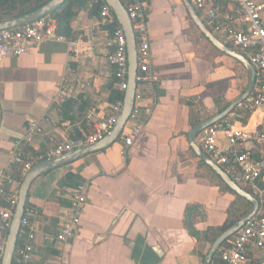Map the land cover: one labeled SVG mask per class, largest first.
Instances as JSON below:
<instances>
[{"label": "crops", "instance_id": "0c3cea01", "mask_svg": "<svg viewBox=\"0 0 264 264\" xmlns=\"http://www.w3.org/2000/svg\"><path fill=\"white\" fill-rule=\"evenodd\" d=\"M120 1L124 6L129 2ZM139 1L147 16L150 68L157 78L151 86L137 87L145 98L132 121L143 129L129 148L119 139L105 150L32 182L27 202L37 212L34 223L40 233L55 235L70 214L69 201L60 196L61 189L69 187L59 186L65 175L81 177L87 186V200L69 242L46 244L38 236L28 264H205L213 242L224 231L218 235L215 229L231 218L228 210L238 196L201 177V160L187 138L192 128L239 99L247 88L248 72L202 37L183 0ZM254 1L264 5V0ZM215 7L219 29L207 28L248 59V54L235 49L227 38L238 27L237 10L219 1ZM98 12L89 3L71 21L67 38L78 43L81 55L70 52L65 44L52 42L0 62V170L29 121L41 125V133L23 148L24 158L34 159L66 141L91 109L103 111L110 103L111 88H116L106 57L113 48L109 29L99 25ZM199 13L206 25L205 14ZM261 18L264 25V6ZM88 51L90 58L82 53ZM62 84L76 87L78 94L57 105L54 94ZM241 103L214 125L232 123L246 131L255 130L261 112L247 114ZM242 112L246 114L243 123L238 118ZM200 133L195 138L197 146ZM216 139L225 145L223 134ZM240 149L254 151L251 144ZM12 175L20 173L16 169ZM240 187L256 198L251 188ZM248 256L264 260V249L250 247ZM209 264H222L217 253Z\"/></svg>", "mask_w": 264, "mask_h": 264}, {"label": "built area", "instance_id": "2783aa9c", "mask_svg": "<svg viewBox=\"0 0 264 264\" xmlns=\"http://www.w3.org/2000/svg\"><path fill=\"white\" fill-rule=\"evenodd\" d=\"M217 1L232 5L237 10L238 27L230 31L227 38L235 49L248 54V60L257 76V84L241 103V109L247 114L256 111L262 114L261 123L253 131H246L238 125L226 123L212 125L203 130L197 139L198 147L214 164L238 186L251 188L256 198L260 200L256 215L247 221L227 244L220 246L217 255L222 264H264V260H252L248 256L250 247L264 249V25L261 18L264 5L254 0H191L194 9L205 14L207 27L215 31L219 29L218 12L215 7ZM90 5L99 9L100 27L104 29L112 27L109 33L113 50L107 55L106 62L113 69L115 88L120 97L113 103H108L103 111L91 109L84 120L85 130L80 132L78 138L67 139L44 155H36L34 159H25L23 148L31 144L35 136L41 133V125L38 121H29L26 124L23 136L14 141L8 151L7 162L0 170V264H2L20 185V182L13 178L12 172L17 169L24 177L40 160L96 144L109 133L121 111L128 77L126 38L104 0H90ZM125 9L136 40L137 85L151 86L157 78L150 68L152 53L144 6L139 0H129ZM52 42L65 44L70 52L81 55L78 43L58 33L56 21L48 15L18 28L0 30V62L21 57L41 44ZM82 53L86 57H92L90 51ZM77 94L76 87L62 84L57 87L53 101L58 105L75 99ZM144 98L141 92L136 91L132 113L120 136L124 148L131 147L143 129V125H137L132 120L137 117ZM218 134L224 135L225 145L217 143ZM245 144H251L255 152L241 150L240 147ZM86 189V184L82 183L61 189V198L69 201L71 205L70 214L67 219L61 221L58 232L53 236L40 233L35 228L34 219L37 212L32 207H25L13 264H27L32 261L38 236L46 244L69 242L74 235L75 226L79 224L81 210L87 200Z\"/></svg>", "mask_w": 264, "mask_h": 264}, {"label": "water", "instance_id": "95a60500", "mask_svg": "<svg viewBox=\"0 0 264 264\" xmlns=\"http://www.w3.org/2000/svg\"><path fill=\"white\" fill-rule=\"evenodd\" d=\"M66 0H49L40 8L27 13L18 18H14L8 21L0 22V30H9L21 27L23 25L30 24L39 18L50 15L56 9H58ZM104 2L110 7L113 12L115 19L119 27L123 30L126 38V47H127V62H128V77H127V88L123 95L121 111L117 117V120L109 131V133L99 142L94 145L87 146L70 153H66L60 156H55L51 158H46L36 162L31 169L25 174L22 178L19 189L18 197L15 204L11 224L7 234L5 251L2 258V264H13V259L15 256L17 248V237L20 231V222L26 207V202L28 198V190L32 182L40 177L41 175L54 170L56 168L62 167L64 165L73 163L74 161L85 157L88 154L100 152L105 150L113 143L117 142L120 139L121 132L127 123L134 106V99L137 91V54H136V40L132 31L131 22L128 18L125 6L120 0H104ZM183 3L186 7L188 15L192 20L193 24L197 27L199 32L208 40V42L221 53L235 59L238 61L248 72L249 79L248 85L245 92L237 99L233 104L226 108L223 112L217 114L211 119L200 123L196 127L192 128L188 134V142L190 148L193 150L194 154L198 159H200L207 167H209L219 179L238 197H241L247 200L251 206V211L241 218L239 221L234 223L232 226L224 230L213 242L208 255L206 257L205 264H209L212 256L217 253L220 246L231 238L237 231H239L243 225L252 219L259 208V203L256 198L242 189L240 186L235 184L231 178L226 175L223 170L214 164L204 153L203 151L195 144V138L203 130L211 127L220 120H222L226 115L232 112V110L243 102L252 92L255 82H256V73L254 67L251 65L250 61L238 51L232 49L220 42L211 31L207 28L204 22L199 18L195 9L191 5L189 0H183Z\"/></svg>", "mask_w": 264, "mask_h": 264}, {"label": "trees", "instance_id": "16d2710c", "mask_svg": "<svg viewBox=\"0 0 264 264\" xmlns=\"http://www.w3.org/2000/svg\"><path fill=\"white\" fill-rule=\"evenodd\" d=\"M48 1L49 0H0V22L18 18L27 13L35 11L36 9L43 6ZM89 3L90 0H66L58 9L52 12L49 16L56 21L58 33L69 38L71 32V27H70L71 21L74 19V17L77 15V13L80 10L86 9L89 6ZM93 8L97 9L98 7L93 5ZM95 11L93 12L96 14ZM197 13L198 15L200 14L199 11ZM109 29L112 30V27H109ZM202 37L205 38L203 35ZM113 84H115V80ZM119 97L120 95L117 92V90L113 89L112 87L109 102L113 103ZM67 103L70 104V102ZM238 116H239L238 117L239 121L243 123L242 120H244L243 117L246 116V114L242 112ZM79 128L85 130L84 121L83 122L81 121L79 126H77L72 131V134L68 139L78 138L80 136V131H81ZM198 169L200 170L201 177L203 179L210 182L216 181L217 182L216 184L219 185L221 189L229 190L227 186H225L223 182L219 179V177L215 173H213L212 170L209 167H207L203 162L200 161L198 163ZM13 178H15L17 182H21L23 177L21 175H18V176H14ZM81 182H82L81 177H79L77 174L69 173L62 178V180L59 182V186L74 187L79 185ZM58 201L60 204H63V201L60 200ZM241 203H244L243 205H245L246 208H244L243 205H241ZM27 206H29L28 202H26V207ZM250 208L251 205L249 202H247L242 198L236 197V202H234L230 207V209L228 210V215L229 217H231L230 220L228 218L227 222L222 227L215 229L217 234L219 235L223 230L228 228L234 221L246 215V213L250 210ZM189 232L192 235L194 236L196 235V237H198L197 233L194 230H189ZM228 241H225L222 245L227 244ZM19 246L20 243L18 244V247Z\"/></svg>", "mask_w": 264, "mask_h": 264}]
</instances>
